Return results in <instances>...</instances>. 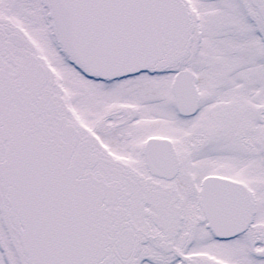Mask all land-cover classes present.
I'll return each mask as SVG.
<instances>
[{
  "label": "snow or ice",
  "instance_id": "obj_1",
  "mask_svg": "<svg viewBox=\"0 0 264 264\" xmlns=\"http://www.w3.org/2000/svg\"><path fill=\"white\" fill-rule=\"evenodd\" d=\"M0 264H264V0H0Z\"/></svg>",
  "mask_w": 264,
  "mask_h": 264
}]
</instances>
